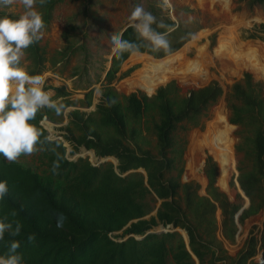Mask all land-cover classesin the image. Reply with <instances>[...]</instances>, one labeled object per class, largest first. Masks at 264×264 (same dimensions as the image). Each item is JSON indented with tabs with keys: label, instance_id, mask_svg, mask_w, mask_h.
I'll return each mask as SVG.
<instances>
[{
	"label": "trees",
	"instance_id": "16d2710c",
	"mask_svg": "<svg viewBox=\"0 0 264 264\" xmlns=\"http://www.w3.org/2000/svg\"><path fill=\"white\" fill-rule=\"evenodd\" d=\"M64 1L46 0L43 6L37 4L45 29L52 21L55 7ZM249 5L264 8V0H250ZM5 9L0 6V17L19 18ZM164 22L168 26L166 29L175 26L171 20ZM259 30L264 33V25H260ZM157 32L165 33L164 29ZM177 33L176 27L169 34L178 36ZM181 34H185L184 31ZM122 37L136 43H147L139 40L131 27L123 32ZM184 41L171 43L169 52H153L145 47H141V52L160 58L177 50ZM72 49L68 44L57 50L54 56L57 60H69L74 54ZM75 49H83V46ZM129 55H112L101 87L103 95L92 113L73 109L66 114L68 121L59 128L63 131V140L49 139L40 124L42 119L47 117L50 122L60 123L53 113L60 117L67 107L78 104L90 107L93 88H86L84 98L78 101H71V94L67 91L52 88L56 91L52 98L60 99L58 110L43 108L31 121L40 128L43 133L41 140L45 141L38 146L41 148L38 151V169L20 161L9 163L0 156V181H7L9 188L7 196L0 201V219L7 217L6 222L21 224L18 236L5 233L4 240L0 241V255H7L8 245L16 240L20 243L17 252L22 256V264H165L170 252L176 264H194L177 233L147 234L162 223L186 230L190 247L201 260L193 244L200 238L197 231L201 220L207 226L214 224L215 205L196 194L198 185L180 184L176 177L169 176L175 167V159L171 155L176 151L174 135L177 129L201 127L206 110L216 103L223 90L215 81L200 85L191 79L183 86L187 89L185 95L180 94L183 88L177 89L170 83L158 88L151 97L137 93L121 97L112 87V81ZM24 56L28 62L26 71L30 75L42 74L47 57L40 41L26 49ZM241 81L233 83L228 92V121L239 126L240 138H243L240 149L245 151L250 162V169L239 170L237 176V183L250 199L249 205L238 216V221L245 223L264 210V97L261 83L254 82L249 74L244 73ZM144 130H151L156 138L155 154L144 147L148 144ZM64 142L68 143L71 154L78 153L83 147L94 151L100 158L115 157L117 166L95 167L82 158L69 160ZM54 162L59 165L57 174L52 171ZM140 168L145 171L147 183L143 174L137 172ZM205 168L207 189L210 190L208 195L218 202L228 218L232 234L235 214L242 205L229 203L226 196L217 191L214 186L215 168L210 158L206 159ZM180 187L185 207L174 199L178 197ZM151 192L166 201L161 203L154 216L146 218L156 202L150 198ZM58 213L67 217L62 228L56 226ZM30 234H35L33 242L27 239ZM135 237L143 238L138 240ZM258 245L262 250L259 264H264V221L259 239H249L247 251L238 264H246L247 259L255 255Z\"/></svg>",
	"mask_w": 264,
	"mask_h": 264
},
{
	"label": "rangeland",
	"instance_id": "374dc122",
	"mask_svg": "<svg viewBox=\"0 0 264 264\" xmlns=\"http://www.w3.org/2000/svg\"><path fill=\"white\" fill-rule=\"evenodd\" d=\"M249 1L229 0L231 19L225 21V17L216 18L214 15L219 12L216 5L211 11H207L200 8L196 0H168L167 5L164 0H65L55 7L52 21L44 29V36L40 40V46L46 50L47 57L45 69L42 71V74L47 73L44 89L50 87L45 91H50L54 98L56 91H53L52 87L59 89L63 87L62 91L71 94V100L75 101L84 97L86 88H93L91 108L77 105L82 112L92 113L100 98L96 95V85L102 87L110 67L112 44L109 37L112 33L120 34L129 26L133 6L142 5L155 17L157 14L156 23L152 25L156 31L164 29L167 36L177 27L178 36H167L170 44L182 39L185 41L177 50L160 58H154L146 53L141 55L154 62H160L154 68H148L145 61L140 62V58H137L140 56L129 55L121 64L112 81V87L121 97L131 93L151 97L158 88L164 87L162 84L166 82L174 84L177 89L183 88L191 79L200 85L217 82L224 89L223 94L206 110L202 126L178 128L175 132L176 151L171 155L175 159V167L169 176L176 177L180 184H196L198 185L196 194L208 195L210 190L207 189V179L204 173L198 172V169L202 167L204 170V161L210 158L215 168L214 186L217 191L224 194L228 202L245 205L247 199L243 198L239 191L237 176L241 170L244 172L250 169V162L244 154L245 151L240 149L243 138H240L239 126L231 127L232 124L228 123L230 98L228 92L231 85L242 82L243 74L247 73L253 81L261 83L264 97V34L259 30L260 25H264V8L260 5L250 6ZM8 7L9 9L7 7L5 9L8 13L20 16L23 12L19 3ZM164 20H171L175 26L166 29L168 26ZM230 29L232 30L229 31ZM180 30L185 34L182 35ZM68 44L72 45L74 54L69 60L67 58L57 60L55 52ZM80 45L83 49L76 50L75 48H80ZM175 57H178V60L171 62L170 59ZM136 58L139 62H135ZM27 64L24 56L22 67L26 69ZM186 93L187 89H181V95ZM56 101L59 102L60 99ZM68 111L66 108L60 117L53 113L60 123L51 122L54 127L48 133L49 139L62 140L63 131L59 128L66 125ZM143 134L148 141L144 147L155 154V136L151 130H144ZM64 146L69 160L76 161L82 158L96 166L107 164L117 166L118 160L115 157H96L92 150L87 151L83 147L78 153L71 154L68 143L64 142ZM38 156L37 152L31 156H21L18 161L38 169L40 167ZM182 197L183 191L180 187L178 202L183 205ZM248 201L250 202L249 198ZM263 221L262 209L257 215L249 218L245 228L249 233L256 235L262 228ZM241 242L237 245L235 241L233 244L229 243L227 245L229 253L235 254Z\"/></svg>",
	"mask_w": 264,
	"mask_h": 264
},
{
	"label": "clouds",
	"instance_id": "9594fccd",
	"mask_svg": "<svg viewBox=\"0 0 264 264\" xmlns=\"http://www.w3.org/2000/svg\"><path fill=\"white\" fill-rule=\"evenodd\" d=\"M14 3H19L23 8L19 18L0 17V156L9 163H15L21 156H31L41 150L38 146L45 142L41 140L43 133L31 121L43 108L58 110V101L52 98L50 91L44 89L47 73L30 75L21 66L25 50L44 36L45 22L36 6L45 5L46 0H0V6L3 7ZM164 3L167 5L168 0H164ZM129 21V27L134 29L138 39L147 43H136L123 39L122 34L112 33L109 37L112 55L120 57L129 53L141 56L144 54L141 47L149 48L153 52L170 51L167 36L152 27L156 23V17L142 5L133 6ZM96 95H103L100 85H96ZM58 167L54 162L53 174H57ZM8 192L7 181H0V201ZM12 215L15 216L16 213L13 212ZM66 219L65 214H56L57 228H62ZM6 221L7 217L0 219V241L4 240L5 233L15 237L21 231L19 222H14V226L13 222ZM27 239L33 242L35 234H30ZM19 247V241H11L8 254L0 255V264H22V256L17 252Z\"/></svg>",
	"mask_w": 264,
	"mask_h": 264
},
{
	"label": "crops",
	"instance_id": "0c3cea01",
	"mask_svg": "<svg viewBox=\"0 0 264 264\" xmlns=\"http://www.w3.org/2000/svg\"><path fill=\"white\" fill-rule=\"evenodd\" d=\"M261 33L264 34L263 32H261ZM52 88H55L57 90L59 89L56 87H52ZM61 89H63V87H61ZM83 98L84 97L79 98V99H75V101L82 100ZM69 99L71 100L70 97H69ZM71 101H73V100H71ZM79 106L76 105L74 107H67V108H68V110H73V109L80 110ZM77 107H79V108H77ZM87 151H89V150H87ZM104 158H106V157H104ZM91 165H93V164H91ZM93 166L97 167L96 165H93ZM140 169L142 171H140ZM140 169H138L137 172H140L143 174L144 181H145V183H147L145 171L142 168H140ZM203 173H204V170H203ZM205 178H206V176H205ZM145 185L147 186V184H145ZM198 196L204 197L205 199H208L212 204L215 205V211L213 214L214 224L212 225V223H210L207 226V224L201 220L200 229L197 231L200 238L197 241H195L193 244L195 249L201 255V260L193 253V251L190 247L189 234L186 230H184L182 228L174 227L172 224H169V226H168V225H163L162 223H158L155 227H153L150 231H148L147 234L154 233V234L160 235V234H166V233H177L178 236L183 240L185 250L191 256V259L193 260L194 264H238L239 260L244 256V254L247 251L246 248H247V244H248L249 239L252 238L254 235V234H252V232L249 233L248 230H246V228H245V224H246V222H249V220L246 221L245 223H240L238 221V216L242 213V210L244 209L243 208L244 205H242V207L235 214L234 224H233L234 232L232 231V234H231V232L229 231L230 223L228 221V218H226L224 216L223 211L219 207L218 202L215 201L210 195H207V194H204V195L198 194ZM150 198L155 199V201H156L155 204L157 206H155V204H154L153 211L150 214H148L146 216V218L154 216L156 214L157 210L160 208L161 203L166 201V200L157 198V196L153 192H151ZM174 199L177 202L179 200L178 197H175ZM168 200H171V198H169ZM229 203H232V202H229ZM178 204L185 207V205L180 204V202H178ZM208 215H209L208 217H210V214H208ZM187 219L190 220L188 215H187ZM262 224H263V222H262ZM170 225L172 227H170ZM261 230H262V228L260 229V231ZM127 237H129V236H127ZM127 237H125V239ZM143 237H135V238L140 240ZM234 241H235L236 245L239 244L240 241H242V242H241V246L238 247L235 254H231L228 251L227 245L229 243L233 244ZM259 247H260L259 245L256 247L255 255L252 257H249L246 261V264H259L262 261V250ZM258 252H260V253H258ZM256 259H257V261H256ZM165 264H176L175 261L173 260V254L171 252L167 255V257L165 259Z\"/></svg>",
	"mask_w": 264,
	"mask_h": 264
},
{
	"label": "bare ground",
	"instance_id": "6f19581e",
	"mask_svg": "<svg viewBox=\"0 0 264 264\" xmlns=\"http://www.w3.org/2000/svg\"><path fill=\"white\" fill-rule=\"evenodd\" d=\"M196 1H197V3H198V5H199L200 8H204L207 11H211L212 10V7L214 5H216L218 7V9H219V12L218 13H214V15H216V18L218 16L219 17H222L223 16V17H225L224 19H226L225 21H227L229 19V17H230L229 8H228V5H229V2L228 1L229 0H196ZM230 19H229V21H230ZM231 30L232 29H230L229 31H231ZM137 58L138 59L140 58V62L145 61V64H146V66H148V68H154L155 66H158V64L160 63V62H154L151 59L144 58V57H141V56L140 57H137ZM137 58L135 59V62H139L137 60ZM174 60H178V57H175L174 59L173 58L170 59L171 62L174 61ZM46 125H47L48 129L50 130L51 125L50 124H46Z\"/></svg>",
	"mask_w": 264,
	"mask_h": 264
},
{
	"label": "water",
	"instance_id": "95a60500",
	"mask_svg": "<svg viewBox=\"0 0 264 264\" xmlns=\"http://www.w3.org/2000/svg\"><path fill=\"white\" fill-rule=\"evenodd\" d=\"M129 26H126L122 31H121V33L120 34H123V32L128 28ZM146 53V52H145ZM147 54V53H146ZM149 55V54H148ZM112 57V56H111ZM111 60V59H110ZM169 82V81H168ZM167 84V82L166 83H164V84H162L163 86H165ZM222 90L224 91V89L222 88ZM149 95V94H148ZM46 123H49V124H51V127H50V130L52 129V127H54V125L49 121V119L47 118V117H44L43 118V120H42V122H41V125L44 127V129L49 133V129H48V127H46L47 125H46ZM228 123H229V121H228ZM229 125H231L230 123H229ZM231 127H235L234 125H231ZM203 166H204V162H203ZM140 171H142L141 169H140ZM198 172L199 173H203V168L202 167H200L199 169H198ZM239 191H240V193H241V195H242V197L243 198H245V199H247V204H245L244 205V207L243 208H245L246 206H248L249 205V201H248V198L246 197V195L244 194V192L241 190V188L239 187ZM169 226V225H168ZM170 227H172L171 225H170Z\"/></svg>",
	"mask_w": 264,
	"mask_h": 264
},
{
	"label": "flooded vegetation",
	"instance_id": "af4514ba",
	"mask_svg": "<svg viewBox=\"0 0 264 264\" xmlns=\"http://www.w3.org/2000/svg\"><path fill=\"white\" fill-rule=\"evenodd\" d=\"M144 53H145V52H144ZM254 82H255V81H254ZM166 85H167V84H166ZM84 94H85V92H84ZM221 96H222V95H221ZM98 103H99V102H98ZM91 106H92V104H91ZM91 106H90V107H84V108H91ZM95 106H96V105H95ZM73 107H74V106H73ZM80 107H81V106H80ZM65 109H66V108H65ZM65 109H64V110H65ZM64 110H63V111H64ZM94 110H95V109H94ZM69 111H70V110H69ZM69 111H68V112H69ZM80 111H81V110H80ZM68 112H67V113H68ZM204 162H205V164H206V160H205ZM205 169H206V168H205V166H204V174H205ZM206 179H207V178H206ZM207 186H208V181H207ZM260 232H261V231L259 230V231L257 232L256 235H253V237L259 239ZM252 234H253V233H252ZM250 235H251V234H250ZM250 239H251V238H250ZM247 248H248V244H247ZM247 248H246V249H247Z\"/></svg>",
	"mask_w": 264,
	"mask_h": 264
}]
</instances>
